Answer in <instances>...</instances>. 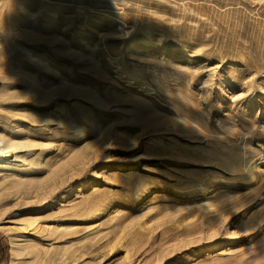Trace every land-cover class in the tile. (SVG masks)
<instances>
[{"label":"rangeland","instance_id":"rangeland-1","mask_svg":"<svg viewBox=\"0 0 264 264\" xmlns=\"http://www.w3.org/2000/svg\"><path fill=\"white\" fill-rule=\"evenodd\" d=\"M0 264H264V0H0Z\"/></svg>","mask_w":264,"mask_h":264},{"label":"bare ground","instance_id":"bare-ground-1","mask_svg":"<svg viewBox=\"0 0 264 264\" xmlns=\"http://www.w3.org/2000/svg\"><path fill=\"white\" fill-rule=\"evenodd\" d=\"M17 150V146L14 145H0V163H8V160L11 158H16L15 151Z\"/></svg>","mask_w":264,"mask_h":264}]
</instances>
